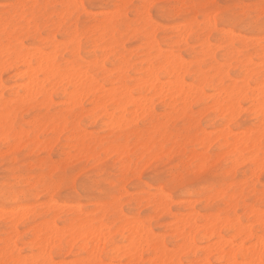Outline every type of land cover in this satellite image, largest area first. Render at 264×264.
<instances>
[{
    "label": "rangeland",
    "instance_id": "374dc122",
    "mask_svg": "<svg viewBox=\"0 0 264 264\" xmlns=\"http://www.w3.org/2000/svg\"><path fill=\"white\" fill-rule=\"evenodd\" d=\"M72 1H75L73 5ZM72 1L0 0V50L6 48L8 52H10L12 49L10 53L18 50H23L25 52H31V50L34 52L35 50H40L44 53L55 52L53 55H57H55L53 58H56L54 61L56 65L59 66L61 74H65L67 71H69L68 69H71L69 67H76L77 69L82 67L83 69H88L92 75L97 77L100 84L103 85L106 90H111L112 86L115 87V89L121 86L117 76L119 77L123 69L127 68L125 72L123 71L125 85L127 88L130 86L128 89L130 90V95L133 96L132 98L138 96L141 97L142 95L143 99H147V101H142L141 98L136 101L134 98L138 104L140 100L142 103H144L143 105L147 104L146 106H143L146 108L145 111L147 112H139V115L138 113H135L137 114V118L140 117V119H135V115L132 114H134V111L137 107L134 105V99H132L130 103L128 102V105L126 104L127 112L125 113V110L122 109L126 115L125 119H128L127 123L126 120L120 121V119L122 120L120 116L123 112H121L122 110H117V107L111 103H108L106 107L107 109L102 108L99 111L102 114L101 116L100 113H98L96 117H93L91 115V111H93V105L91 103L92 96L86 95L88 97L83 96L81 97L82 99L71 98L74 100L71 101V99L65 94V90L68 89L67 82H60L58 79L53 83L54 92L51 96L52 102H50L51 104L49 103L50 105L46 103L47 105L45 106V103L41 102L42 99L39 97L38 103L31 108L29 105H27L24 108L19 107V109L17 107L15 109H18L16 111L17 113L12 116L10 121H8L10 126L7 127L8 129L5 128L6 130L4 129L6 132L0 131L2 134L3 132L5 133L3 134L2 138L0 137V208H3V210L5 209V212L6 210L8 212H12L13 210L11 209L14 208V210L16 209L18 212L16 210L15 211L19 213V207L22 206L24 210H21L20 208V212L25 211L28 214L24 212V216H27L25 218L23 217V219V214L20 213L22 214V221H19L21 218L14 211L12 212L13 218L9 219L11 217V213L9 214L6 212L8 214H5L3 210H0L1 212H4L3 214L0 212V264H70L71 262V264H82V259H84L83 264H98L99 261L100 264H103V262L104 264H156L153 263L154 260H151V258L155 256L153 255L154 253L147 248H143V251L141 250V252H139L140 256L137 255V257H135L137 251L133 252L129 248L130 243L128 237L131 236L129 232L131 229H128L129 226L132 228H137L139 231L148 230V227L151 228L150 231H152L153 234H156L154 235L155 240H158V238L160 239L162 236L164 240L162 238L161 239L164 241L167 249L171 252L172 250H177L178 248L176 247L179 246L178 244L182 243L180 235H177V233L180 234V232H177L180 228L179 226L184 227L185 231H189L190 226L195 224L191 223L190 220L193 222L195 221V225L200 224L198 226L206 224L204 225L205 228L203 226L201 228L199 227L200 229H195L196 227L193 228L195 225L191 227L194 231L198 230L197 233L195 231L196 249L197 246L198 248L201 246V249H203L201 250L199 248L195 250L193 248L190 251L182 252L183 254L181 257L176 254L179 257L176 256L174 261L176 262L178 261L177 259H180L182 264H205L208 260L209 262L207 263L209 264H227L226 260L219 259V252L217 251V248H215L217 246L215 244L216 242L217 244L218 242L221 243L220 239L218 237L209 238L207 235V225L212 224L215 218L217 219L216 215L219 214L218 218L219 216L223 217L218 219L220 221L215 219L217 221L215 222L217 224V228L220 224V229L218 230L219 234H221L220 237L225 239H221L222 244L225 245L228 243L229 245L230 239L232 244L237 248V250L234 249L237 252L240 251V249L238 250V247L241 246L240 243L242 241V245H244L246 248V246L250 245V243L254 241L257 242L259 238L261 240V238H263L261 237L262 235L264 236V224L262 223V225H260V222H264V220L261 221V217L259 218V216L264 215L261 214V206L264 204V169H262L264 168V161L262 160L263 162L261 164L260 159L259 162V158L264 155V130L262 132V128L260 127L264 126L261 125L264 122V108H262V106L259 107L261 105V102H259L261 101V95L259 92H262L261 89L264 87V32H262L259 16V5L262 3V0H125L126 2L124 0H77L79 1L78 3L76 0ZM15 5H26L29 7L26 10L24 8L17 10L15 7H12ZM76 5L77 9L73 7ZM146 9L148 12H146ZM64 10H67V13ZM62 13L64 14L63 16H61ZM237 14L245 17L249 14L255 15L248 24L231 23L228 17ZM25 16H27L31 22H29V19H25ZM59 16L61 18H59ZM212 16L214 18H212ZM107 17L112 19H109V21ZM209 17L210 20L208 21H210L209 23L211 24H207V19ZM186 30L188 32L190 31L188 35H186L188 33ZM230 32L236 35L231 34ZM147 35H151L152 37L155 35V38L149 42ZM181 36L184 38V40L186 38L185 41L183 40L184 42H182ZM44 37L46 38L44 39ZM230 37L231 41L229 40ZM177 38L179 40L181 39V43L179 41V44H176L178 40ZM204 39L208 43L210 42L209 45H207L208 43ZM77 44L80 45V47ZM76 45L78 47H76ZM158 46L160 47L159 50L162 51L163 55L167 53L169 54V52L173 50V52L171 51L172 55L175 53V57L178 55V57H182V61L185 60L183 62L188 67H181L182 69L184 67L185 69L183 70H186L184 71L185 75L183 74L184 86L185 82L187 81L186 83L189 84V88L192 83V85H195V87H199L203 90H199V88H195L194 86L191 87L190 89H194H192V93L196 95L193 96L191 91H189L188 94L191 93L194 99L190 96L187 97V94L185 95L186 99L184 100L188 103L186 106L185 103H181L180 100L181 96H184V94H182L180 97H176L173 95L174 93L172 94V92H169L167 93V96L164 97L160 96L159 93V95H157V92L150 91L149 83H144L142 81L141 84L144 83V85L141 86V84H139V81L142 78H147V67L149 68V65L145 58H147L148 54H156V50H154V48L158 49ZM148 47L153 48V50L150 51L151 48L148 49ZM207 48L208 50H205ZM209 50L212 52V54L209 52ZM208 52L211 55H207ZM143 57H145V61H142ZM4 58L5 57L0 56V65ZM102 58L104 59L103 63ZM162 63L163 61H159L158 64L157 61H154L153 66L155 68L156 65L159 66ZM160 67H158V71H160ZM5 68H0V84L2 85V91L0 92H3L2 95L6 100H10L15 98L16 93L21 95L25 93V91L22 89L23 86L21 83H26L27 79L23 78L21 74L22 72L19 71L25 69L22 65L19 64L13 67L7 66V68ZM118 68H121V70H118ZM181 71V69L178 71L180 73L179 76L182 75ZM225 71L228 72V74H225ZM222 72L224 75H220ZM207 73L209 77L206 76ZM165 74L166 73L162 70L158 73L161 82L162 80L163 83L164 81H168L165 82V84L174 82L172 81L174 79L173 77H163ZM17 75L20 76L18 77ZM201 79L202 83H200ZM244 83H246V85ZM260 83L261 85H259ZM160 84L159 85L162 86V83ZM255 85L256 88H254ZM258 85L262 88L259 89L260 87H258ZM7 86L11 88H7ZM47 87L50 88L49 86ZM166 87L168 86L165 85L164 88ZM222 87H224L225 90H235L237 88V91L239 92L240 89V91H243H241L243 94L245 93L244 91H246L243 97L241 94V99L239 97L236 98L239 103L234 100L235 98L233 97V94V96H230L231 98H234L233 100L231 98L228 99V95L227 97L224 96L225 102L223 105H226L230 102H235L237 103V106L238 104L240 105L238 107H241L240 110H238L240 112L234 114L233 116L231 115L232 120L226 119L228 117L230 118V115H228V112H223V108L225 106L221 108L223 105L218 104L217 107L213 108L214 105H217V102L215 101L218 98H214V96L220 94L218 90L222 89ZM247 87H250V90L252 89V91H250L249 88L247 89ZM184 88L183 90H185ZM257 88L260 90L259 92L257 91ZM195 89L198 90L196 91ZM228 91L232 92L233 90ZM127 92L129 93V91ZM198 93L201 95H198ZM215 93H217V95ZM262 93H264V91ZM170 94H172L174 98H171L173 96ZM218 96L222 98L223 95ZM183 98L185 97H182V99ZM170 100L172 102L174 101L173 103L175 104L180 101L178 102V105L176 104L178 110L172 108L169 105L171 103ZM189 100H192L191 104L189 103ZM138 104L136 103L137 106ZM187 105L189 106L187 107ZM208 105L210 109L208 108ZM257 105L263 110H260L258 107L257 108L259 110H257L255 107ZM185 107H187V109ZM253 108L256 109L253 110ZM138 109L139 108H137V111ZM241 109L243 111L245 109V111L243 112ZM59 111L62 112L59 113ZM174 111L175 113H173ZM259 111H262L263 114ZM2 112L4 113V111L0 110L1 114H3ZM164 112L166 113L164 114ZM113 113L116 114V117L119 120L115 122V128L112 126V120L111 125L110 122H108L110 121L109 117L111 118ZM260 113L261 115H259ZM182 114L184 116H182ZM179 116L182 117L179 118ZM234 116L235 119L233 122ZM50 117H52V120ZM54 117L58 118L53 120ZM131 118H134L135 120H132ZM59 119L63 123L64 120H67L66 128L62 125ZM49 121L51 123H49ZM134 121L138 122L136 123ZM228 121H232V123L229 122L230 124L228 125ZM0 123L2 124L3 122L0 121ZM116 124L120 125L118 129L116 128ZM53 125L56 127L57 125L60 127L62 126V129L60 127L54 128ZM122 126H124L125 129ZM224 127V130L229 129L230 133L232 131L234 136L230 135L229 133L225 134V131L223 132ZM63 128H65V130ZM220 128H222L221 130L223 133L220 132ZM216 129L219 130L217 131L218 133L215 131ZM258 130L263 134H258ZM18 131L21 133H18ZM244 131H247V133L252 131L250 132L251 134L249 133V138L248 135H246L247 133ZM79 132H83L84 134L82 133V135ZM239 132L240 134L245 133V135L242 134V137V135H239ZM236 133L243 138V141L246 140V136L247 139H254L256 134L257 137L259 135L262 137H260V139L259 137L257 138L255 136L254 140L260 141L261 143L259 153H257L255 157L251 153H243L241 156L235 154L237 147H235V150H233L234 146H237V144L240 146L243 142L242 138L240 139L239 136L235 135ZM9 134L13 138L14 143L6 149L4 142ZM79 134L80 136H78ZM84 135L89 136L85 137ZM218 135L221 137L219 138ZM214 136L215 138H213ZM236 136L237 138L239 137V141H242L241 144L237 142V138H234ZM209 137L210 140H208ZM235 140H237V143ZM225 141L228 143V145ZM80 143L82 146H84L82 147ZM231 146H233V149H230V152H228V149ZM244 156H250V159L247 160V157ZM256 156L258 157L256 158ZM262 159H264V157ZM236 161L237 164H235ZM260 164L262 165V168ZM257 167L259 168V175H257ZM253 171H256L257 174H254ZM253 174L255 176H253ZM5 179L9 181L7 190L5 188ZM161 198H165L164 202L167 203L166 205L168 208L166 206L157 208ZM122 202H125L124 205H122ZM27 205L30 207L25 208ZM61 206L62 208H59ZM77 208L81 211L79 212ZM160 210H163L162 212L164 213H161ZM29 212L33 213L31 214ZM255 212H257L256 215L258 212L261 215L258 214L257 218V216H255ZM190 213L192 216H190ZM4 214L9 216H4ZM13 214H15L14 216L17 215L19 219L17 220L18 217L14 218ZM77 216H79V219ZM181 216L182 218H187L182 220ZM195 216L196 218H194ZM212 216L214 218H212ZM99 217H103V219L101 220ZM180 218L181 221H183L182 224H187V221L189 220V225H187L188 227L186 225H182L181 223H178L179 225L177 224ZM211 218L213 219V222H210V220H212ZM262 218L264 219L263 216ZM259 219L260 222L258 221ZM48 220L49 222H47ZM82 220L85 223H88L89 226L86 224V227H93V230L96 229L97 226L98 229L101 227L106 230L105 232L110 229V233L107 232L108 234L105 233L103 229H99L100 231L98 229L96 230L97 234L98 231L99 233L104 232L102 234L103 236L100 234V238H103V241L105 239L107 241L105 240V243L102 241L103 249L102 251L100 250V253L102 252L101 255L100 253H98L99 256L97 253L94 254V257L90 259L91 262L90 260H85L86 257L87 259L91 257L89 250H91L92 244L90 243V239H88V235H83L86 233V229L83 227L84 225L81 226L82 224H85ZM225 220H229L230 223L227 224V221L225 222ZM234 220H240L239 222H241V225H244L242 226L244 230L250 231L249 233L252 234V237H248L246 240V237L244 238V236L236 237L235 229H233V227L236 226L238 221L236 223ZM256 220L259 223H257ZM16 221L17 225L15 224ZM51 221L55 222L54 224L57 226L54 227ZM125 221L128 223H131L132 221L139 222L138 225H141L140 222H142L144 226L141 225V227H139L141 229H138V226H134L136 223H133L134 227L129 223L128 228L126 227V224H124V226H126H123V228L121 225H123ZM48 223H52L51 225L53 227L50 225V228ZM41 224L43 225L41 226ZM107 224L110 226L109 228L107 227L108 229H105L104 226ZM94 225H96L95 228ZM40 226L41 228H39ZM44 226L50 229L46 227L45 229ZM72 226H76V228H73ZM177 226L179 228H175ZM42 227L45 230H43ZM68 227L71 232L66 230ZM246 227H250V229L247 228L246 230ZM122 228L124 230H121ZM51 229L55 230L56 235V232H58L57 238L53 237V234L50 232ZM74 229L83 231V233L80 231V233L83 235V239H77V235L80 236V233L77 231L78 234H75L76 232L74 233V231L76 230ZM181 229H179V231ZM14 230L16 232H14ZM46 230H50V233H48ZM42 231H45L48 234L45 232L43 233ZM32 232L37 233V236L41 235V238L37 237V240L33 237L34 234ZM40 232L43 234H40ZM118 233H120L122 236ZM49 234L52 236H50L52 242L55 243L56 241H59L56 242V246L50 243L51 241L48 237ZM60 234L62 238L60 237ZM45 235L47 236L45 237ZM75 235L76 238H74ZM34 236L36 237V234ZM256 236H259L258 240ZM42 237L43 240L45 239L46 241L47 238L50 241L49 243L47 242L48 245H52L51 247L49 246L50 248H47V250L50 249L48 251V253L50 252L49 254L45 251L49 255H47V258H44L46 256V254L44 255L43 253L44 250L41 254L39 242H44ZM7 238H9L11 241ZM242 238L244 240H242ZM33 239H36L38 242L36 240L34 241ZM53 239L56 240L54 241ZM4 240L7 243H10L11 246L13 244L12 242L15 243L16 248L13 244L14 251H11V254L9 253V249L12 247L10 244L7 245ZM72 240H75L76 242ZM226 240H228V242ZM32 241L34 242L32 243ZM225 241L227 243H225ZM73 242H75V244H71ZM5 243L7 245H5L6 247L3 246ZM47 244L44 242L43 245ZM222 244V250L229 251L228 248L230 246L226 245L225 247L224 245L222 246ZM237 244L238 246H236ZM117 245L119 246V250L121 248H125V246L126 248L129 246L127 249H130L129 252L132 251L131 254L134 253L133 256L124 253L127 252L126 248L124 251L122 249L121 251H116L115 248ZM233 245L231 247H234ZM120 246L122 247L120 248ZM211 246H215L214 248L216 250H214L213 247L210 248ZM250 247L251 246H248L247 249H250ZM4 248L5 251H7L6 253H9L10 255H7L4 252ZM209 249H213L214 252L212 253V251H209ZM206 252H208V254L211 252L210 256ZM36 253H39L38 257L42 255V258L46 263L42 262V258L36 259ZM121 253H124V257L123 254L121 255ZM178 253L180 254V252ZM29 254H31V256L33 255L32 258L34 261L32 258L29 259L31 257ZM34 254H36V257ZM22 255H25L23 256V259ZM207 255L209 256L208 258ZM26 256H29L28 259ZM119 256L120 258H118ZM237 256L238 258L236 261H239L238 263L241 261H248L246 262L247 264H255L253 261L247 259L243 260L241 257H239V255ZM138 257H141L142 259ZM260 257L262 260H264V252H262ZM129 258H131V261ZM136 258H138L140 261H137L138 259ZM45 259H49V263ZM92 259H94V261ZM62 261L65 262L63 263ZM241 263L243 264V262Z\"/></svg>",
    "mask_w": 264,
    "mask_h": 264
},
{
    "label": "bare ground",
    "instance_id": "6f19581e",
    "mask_svg": "<svg viewBox=\"0 0 264 264\" xmlns=\"http://www.w3.org/2000/svg\"><path fill=\"white\" fill-rule=\"evenodd\" d=\"M72 1V0H71ZM125 1V0H124ZM127 1V0H126ZM125 1V2H126ZM152 1V0H151ZM68 2H70V1H68ZM75 1H72V5H73V3H74ZM76 2L78 3L79 1H77L76 0ZM124 2V3H125ZM128 3V2H127ZM151 3V2H150ZM68 4V3H67ZM81 4V3H80ZM122 4V3H121ZM181 4V3H180ZM191 4V3H190ZM123 5V4H122ZM128 5V4H127ZM188 5V4H187ZM192 5V4H191ZM68 6V5H67ZM184 6V5H183ZM76 7H77V5H76ZM76 7H74L75 9H77ZM80 7H82V6H80ZM125 7H126V5H125ZM67 8V7H66ZM68 8H69V6H68ZM83 8V7H82ZM123 8V7H122ZM147 8H149V7H147ZM74 9V10H75ZM145 9V8H144ZM84 10V9H83ZM117 10V9H116ZM147 10V9H146ZM65 11V10H64ZM67 11V10H66ZM65 11V12H66ZM70 11H72V10H70ZM146 12H148V10L146 11ZM145 12V13H146ZM215 12V11H214ZM30 13V12H29ZM67 13V12H66ZM91 13V12H90ZM117 13V12H116ZM115 13V14H116ZM217 13V12H216ZM216 13H214V14H216ZM112 14V13H111ZM119 14H121V13H119ZM64 14L62 13L61 14V16H63ZM117 15V14H116ZM196 15V14H195ZM111 16V15H110ZM114 16V15H113ZM148 16V15H147ZM214 16V15H213ZM212 16V18H214ZM58 17V16H57ZM65 17H67V16H65ZM112 17V16H111ZM211 17V16H210ZM210 17L207 19V22H206V20H205V22L207 23V24H211V23H209L210 21H208V20H210ZM12 18V17H11ZM59 18H61L60 16H59ZM108 18V17H107ZM147 18V17H146ZM148 18H149V16H148ZM109 19H112V18H108V20ZM195 19V18H194ZM30 20V19H29ZM144 20H146V19H144ZM212 20V19H211ZM110 21V20H109ZM112 22V21H111ZM214 22V21H213ZM106 23V22H105ZM108 23V22H107ZM110 23V22H109ZM197 23V22H196ZM215 23V22H214ZM185 24V23H184ZM213 24V23H212ZM5 25V24H4ZM181 25V24H180ZM214 25V24H213ZM170 26V25H169ZM175 26V25H174ZM177 26V25H176ZM182 26H183V24H182ZM146 27V26H145ZM153 27V26H152ZM214 27H216V26H214ZM14 28V27H13ZM58 28V27H57ZM106 28V27H105ZM129 28V27H128ZM155 28V27H154ZM153 28V29H154ZM185 28V27H184ZM189 28H190V26H189ZM188 28V29H189ZM211 28V27H210ZM143 29V28H142ZM175 29H177V28H175ZM179 29V28H178ZM181 29V28H180ZM183 29V28H182ZM187 29V30H188ZM204 29V28H203ZM13 30V29H12ZM186 30V31H187ZM191 30V29H190ZM208 30H209V28H208ZM152 31V30H151ZM181 31V30H180ZM183 31V30H182ZM185 31V32H186ZM212 31V30H211ZM210 31V32H211ZM222 31V30H221ZM1 32V31H0ZM188 32V31H187ZM190 32V31H189ZM189 32L186 34V35H188L189 34ZM114 33H115V30H114ZM118 33V32H117ZM134 33V32H133ZM146 33H147V31H146ZM152 33H153V31H152ZM231 33V32H230ZM120 34V33H119ZM124 34V33H123ZM132 34V33H131ZM149 34H151V33H149ZM184 34V35H185ZM231 34H234V33H231ZM230 34V35H231ZM113 35V34H112ZM152 35V34H151ZM151 35H147L148 36V40H149V42H151L154 38H155V35H153V37L151 36ZM227 35V34H226ZM228 35H229V32H228ZM234 35H236V34H234ZM238 35H240V34H238ZM53 36V35H52ZM118 36V35H117ZM182 36H183V33H182ZM181 36V37H182ZM208 36V35H207ZM232 36V35H231ZM54 37V36H53ZM178 37H180V36H178ZM187 37V36H186ZM235 37V36H234ZM46 37H44V39H45ZM55 38V37H54ZM82 38V37H81ZM80 38V39H81ZM114 38V37H113ZM238 38V37H237ZM236 38V39H237ZM253 38V37H252ZM53 39V38H52ZM103 39V38H102ZM178 39V38H177ZM207 39V38H206ZM234 39V38H233ZM113 40V39H112ZM181 40V39H180ZM179 39L177 40V42H176V44H179L178 42L180 41ZM184 40V38L182 37V42H184L185 40H186V38H185V40ZM205 40V39H204ZM208 40V39H207ZM230 41H231V37H230V39H229ZM70 41H71V39H70ZM127 41V40H126ZM206 41V40H205ZM260 41V40H259ZM175 42V41H174ZM207 42V41H206ZM258 42V41H257ZM124 43H125V41H124ZM180 43H181V41H180ZM205 43V42H204ZM208 43V42H207ZM210 43V42H209ZM209 43L207 44V45H209ZM57 44V43H56ZM149 44V43H148ZM152 44V43H151ZM157 44H158V42H157ZM78 45V44H77ZM76 45V47H80V45H78L77 46ZM93 45V44H92ZM150 45V44H149ZM173 45V44H172ZM205 45V44H204ZM52 46H56V45H52ZM112 46V45H111ZM215 46V45H214ZM9 47V46H8ZM25 47V46H24ZM60 47V46H59ZM142 47V46H141ZM153 47V46H152ZM159 47V46H158ZM1 48V47H0ZM5 48V47H4ZM22 48V47H21ZM75 48V47H74ZM108 48H109V45H108ZM112 48V47H111ZM151 48V47H150ZM149 47H148V49H150ZM157 48V47H156ZM210 48V47H209ZM53 49H55V48H53ZM79 49V48H78ZM101 49V48H100ZM160 49V47L158 48V49H155L154 48V50H156V54H152V55H149L148 54V56H147V58H145V57H143V59H142V61L144 60V58L146 59V61H148L147 63H148V65H149V68L147 67V74H146V76H147V78H142L139 82V84H141L142 83V81L144 82V83H149V86H150V91H152V92H157L156 94L157 95H159L160 94V96H167V93H169V92H172V94L173 95H175L176 97H180L182 94H184V96L182 95L181 96V103H185V106H186V104H188L187 103V101H185L184 99H186V96L188 97V96H190V97H192V89H190L191 87H195V85H192V83H191V85H190V88H189V84H187L186 82H185V86L187 87H185L184 86V80H183V77H184V71H186V70H183V69H185L184 67L185 66H187V65H185V63L183 62V61H185V60H181V58L182 57H178V55H176L177 57H175V53L172 55V52H173V50H169L170 52H169V54L167 55V54H165V55H167V56H165V55H163V53H162V51L161 50H159ZM215 49H216V47H215ZM76 50V49H75ZM153 50V48H151L150 49V51H152ZM163 50V49H162ZM168 50V49H167ZM205 50H208V48L207 49H205ZM10 51V50H9ZM11 51H12V49H11ZM10 51V52H11ZM14 51V50H13ZM51 51V50H50ZM66 51V50H65ZM77 51V50H76ZM214 51V50H213ZM10 52H8V50L5 48V49H2V50H0V56L1 57H5L3 60H2V62H1V65H0V68L2 67V69H4L5 67L7 68V66H16V65H22L25 69L24 70H19V71H21L22 73V77L23 78H26L27 79V84L24 82V83H21V85L23 86H21L22 87V89L25 91V93H23L22 95L21 94H19V93H16L15 95V98L14 99H10V100H6L5 99V97L2 95V93L0 94V110H2V111H4V113L3 114H1L0 115V121H2L3 123L1 124L0 123V131H5L6 129L5 128H7V127H9L10 125L8 124V121H10L11 120V118H12V116L13 115H15L17 112V110H15L17 107L19 108H24V107H26L27 105H29V107L31 108V107H33L35 104H37L38 103V101H39V97L42 99V101L41 102H43V103H45V106L47 105V104H49L50 102H52V100H51V96H52V94H53V92H54V90H53V83H54V81L55 80H60V82H67V84H68V89H66L65 90V94H66V96L68 97V98H73V99H75V98H81V97H83V96H86V95H91L92 96V101H91V103H92V105H93V111H91L92 112V116L93 117H96L97 116V114L98 113H100V116L102 115L101 114V112H99L102 108H106L107 107V105H108V103H111V104H113L114 106H116L117 107V110H119V111H121L122 109L123 110H125L124 112L126 113L127 112V110H126V104L128 105V102L130 103V101H132V99H136V101L137 100H139V99H141L142 98V95H141V97H134V98H132L133 96H131L130 95V90L128 89L130 86H128V88H127V86L125 85V77H124V75H123V73L125 72V70L127 69V68H125V67H127L126 65H124L125 67V69H123V71L120 73V76L118 77L117 76V78H118V80L120 81V84H121V86L119 87V88H116L115 89V87H111V90H106L105 88H104V86L103 85H101L100 84V82L98 81V79H97V77L96 76H94V75H92L90 72H89V70L88 69H83L82 67L81 68H76V67H69V68H71V69H68L69 71H67L65 74H61V71H60V68H59V66H57L56 65V63H55V61L54 60H56V58L54 59L53 57H55V55H57V54H54L53 55V53H55V52H52V53H44V52H42V51H40V50H35V52L34 51H32L31 50V52H25V51H23V50H18V51H15V52H12V53H10ZM47 52V51H46ZM64 52V51H63ZM75 52V51H74ZM79 52V51H78ZM209 52H210V50H209ZM208 52V54L207 55H209L210 53L212 54V52H210L209 53ZM216 52V51H215ZM76 53V52H75ZM110 53V52H109ZM149 53V52H148ZM74 54V53H73ZM106 54H108V53H106ZM210 54V55H211ZM105 55V54H104ZM110 55V54H109ZM206 55V57L208 58V56ZM215 55V54H214ZM107 56V55H106ZM213 56V55H212ZM107 58V57H106ZM180 58V59H179ZM201 58H203V57H201ZM103 58H102V63H103ZM202 60V59H201ZM145 61V60H144ZM154 61L156 62L157 61V64H158V62L159 61H163V65L161 66V65H156V67L154 68V66H153V63H154ZM249 61V60H248ZM251 61V60H250ZM140 62V61H139ZM232 62V61H231ZM259 62V61H258ZM261 62V61H260ZM135 63V62H134ZM133 63V64H134ZM198 63V62H197ZM247 63V62H246ZM263 63V62H262ZM70 64V63H69ZM78 64V63H77ZM95 64H96V62H95ZM123 64V63H122ZM126 64V63H125ZM224 64V63H223ZM228 64V63H227ZM249 64H251V63H249ZM257 64V63H256ZM255 64V65H256ZM75 65H76V63H75ZM97 65V64H96ZM99 65V64H98ZM103 65V64H102ZM190 65V64H189ZM231 65V64H230ZM161 66V67H160ZM182 66H184L183 67V69L181 68ZM68 67V66H67ZM158 67H160L161 69H159L160 71L162 70V71H164L166 74L163 76V77H173L174 79L172 80V81H174V82H169V83H166L165 84V82H168V81H164V83H163V80H162V82L160 81V76H158V73L160 72V71H158L157 69H158ZM188 67V66H187ZM252 67V66H251ZM5 68V69H6ZM101 68H102V66H101ZM100 68V69H101ZM132 68V67H131ZM135 68V67H134ZM210 68H212V67H210ZM228 68H229V66H228ZM130 69V68H129ZM180 69L182 70L181 71V73H182V75L181 76H179V72L178 71H180ZM115 70L117 71V69L115 68ZM118 70H121V68H118ZM146 70H145V72H146ZM204 70V69H203ZM209 70V69H208ZM227 70V69H226ZM217 71H218V69H217ZM216 71V72H217ZM223 71V70H222ZM113 72H115V71H113ZM142 72H144V71H142ZM200 72V71H199ZM204 72V71H203ZM215 72V73H216ZM251 72V71H250ZM108 74H110L109 72H107ZM117 73V72H116ZM186 73V72H185ZM218 73V72H217ZM253 73V72H252ZM20 74V73H19ZM20 74V75H21ZM145 74V73H144ZM184 74V75H183ZM195 74V73H194ZM201 74V73H200ZM204 74V73H203ZM206 74V73H205ZM225 74H228V72H226L225 71ZM20 75H17L18 77L20 76ZM220 75H224L223 74V72L220 74ZM254 75V74H253ZM205 76V75H204ZM207 77H209L208 76V73H207V75H206ZM217 76V75H216ZM245 76H247V75H245ZM17 77V78H18ZM162 77V78H163ZM207 77H204V78H207ZM212 77V76H211ZM214 77V76H213ZM228 77V76H227ZM1 78V77H0ZM136 78H138V77H136ZM194 78V77H193ZM200 78V77H199ZM202 78V77H201ZM204 78H203V81H204ZM221 78V77H220ZM251 78V77H250ZM130 79H131V77H130ZM117 80V79H116ZM135 80V79H134ZM169 80V79H168ZM235 80V79H234ZM241 80V79H240ZM1 81V80H0ZM207 81V80H206ZM220 81H221V79H220ZM219 81V82H220ZM110 82H112V81H110ZM115 82V81H114ZM1 83V82H0ZM144 83L143 84H141V86L142 85H144ZM160 83H162V86H160L161 84ZM200 83H202V79H201V82ZM235 83V82H234ZM18 84V83H17ZM25 84V85H24ZM61 84V83H60ZM111 84V83H110ZM135 84H136V82H135ZM138 84V83H137ZM160 84V85H159ZM168 84V85H167ZM203 84H205V83H203ZM216 84V83H215ZM245 85H246V83H244ZM248 84V83H247ZM16 85V84H15ZM15 85H13V86H15ZM20 85V84H19ZM146 85V84H145ZM168 86V87H166V88H164V86ZM259 85H261V83L259 84ZM258 85V87H260ZM264 85V84H263ZM12 86V87H13ZM47 86H49L50 88H48ZM118 86V85H117ZM140 86V85H139ZM140 86V87H141ZM202 86V85H201ZM244 86V85H243ZM242 86V87H243ZM248 86V85H247ZM4 87V86H3ZM9 86H7V88H8ZM185 87V88H184ZM225 87V86H224ZM224 87H222V89H220V90H218L219 92H220V94H218V95H223L222 96V98L220 97V96H218L217 95V93H219V92H217V93H215L217 96H214V98L215 97H218L217 99H216V101L215 102H217V105H214V107L213 108H215V107H217L218 106V104L219 105H223L224 104V102H225V100H224V96H226L227 97V95L229 96L228 97V99H230L231 97V95L235 98H231L232 100L234 99L235 101H237L236 100V98L237 97H239L240 98V96H241V94H242V97L244 96V94L246 93V91H244L245 93L243 94L241 91H240V89H239V92L237 91V88L234 90V89H228V90H233L232 92H229L228 90H225L224 89ZM252 87V86H251ZM9 88H11V87H9ZM18 88H19V86H18ZM113 88V89H112ZM132 88H134V87H132ZM144 88V87H143ZM149 88V87H148ZM147 88V89H148ZM183 88L186 90V92H185V90H183ZM195 88H199V87H195ZM203 88V87H202ZM221 88V87H220ZM226 88V87H225ZM229 88H231V87H229ZM249 88V90H250V87H247V89ZM254 88H256V85H255V87ZM262 87H260L259 89H261ZM110 89V88H109ZM201 88H199V90H200ZM258 88H257V91L259 92L260 90H259ZM5 90H6V87H5ZM194 90V89H193ZM196 91L198 90V89H195ZM202 90V89H201ZM0 91H2V85L0 84ZM127 91H129V93L127 92ZM189 91H191V95L190 94H188L189 93ZM203 91V90H202ZM228 91V92H227ZM250 91H252V89L250 90ZM254 91H255V89H254ZM253 91V92H254ZM261 91L263 92L264 91V87H263V89H261ZM14 92V91H13ZM146 92V91H145ZM201 92V91H200ZM262 92H259L260 93V95H262L261 93ZM159 93V94H158ZM258 93V94H259ZM172 94H170L171 96H173ZM187 94V95H186ZM200 93H198V95H199ZM204 94V93H203ZM212 94H214V93H212ZM257 94V93H256ZM186 95V96H185ZM196 95V94H195ZM194 94H193V96H195ZM201 95V94H200ZM210 95V94H209ZM237 95V96H236ZM239 95V96H238ZM131 96V97H130ZM259 96V95H258ZM86 97H88V96H86ZM85 97V98H86ZM144 97V96H143ZM150 97V96H149ZM149 97H147V98H149ZM157 97V96H156ZM175 97V98H176ZM182 97H185V98H183L182 99ZM261 97V96H260ZM146 98V97H145ZM161 98V97H160ZM171 98H174V96L173 97H171ZM193 99H194V97H192ZM206 98H207V96H206ZM213 98V99H214ZM82 99V98H81ZM84 99V98H83ZM135 99L133 100V101H135ZM151 99V98H150ZM149 99V100H150ZM164 99V98H163ZM210 99V98H209ZM222 99V100H221ZM226 99V98H225ZM241 99V98H240ZM239 99V100H240ZM177 100H179V99H177ZM183 100V101H182ZM215 100V99H214ZM231 100V101H232ZM248 100V99H247ZM255 100V99H254ZM70 101V100H69ZM69 101H67V102H69ZM71 101H74V100H72L71 99ZM70 101V102H71ZM81 101V100H80ZM83 101V100H82ZM134 102L135 104V106L137 107V108H139L138 109V111H137V108H136V110L135 111H137V112H135L133 109V111H134V114H132V115H135V119H140V117L139 118H137V114H135V113H138V115H139V112H147V111H145V107H143V106H146L147 104H145V105H143L144 103H142L141 102V100L139 101V104H138V102ZM142 101H147V99H143L142 98ZM165 101V100H164ZM168 101H169V99H168ZM171 101V100H170ZM185 101V102H184ZM192 101V100H191ZM190 100H189V103L191 104L192 102H191ZM226 101H227V99H226ZM230 101V100H229ZM256 101V100H255ZM259 101V100H258ZM64 102V101H63ZM66 102V103H67ZM149 102V101H148ZM147 102V103H148ZM174 102V101H173ZM172 101H171V103L169 104L172 108H174V109H177L178 107H176V104L178 105V102H180V101H176L177 103L175 104V103H173ZM193 102H195V101H193ZM259 102H261V101H259ZM259 102H257V103H259ZM47 103V104H46ZM59 103V102H58ZM61 103V102H60ZM72 103V102H71ZM136 103L138 104V106L136 105ZM142 103V104H141ZM214 103V102H213ZM212 103V104H213ZM227 103V102H226ZM237 103H239L238 101H237ZM237 103H235V102H230V103H228V104H226V105H223L221 108H223L224 106V111L223 112H228V115H230V118L228 117V118H226V119H231L232 120V117H231V115L233 116L234 114H236V113H238V112H240V111H238V110H240V108L241 107H238V106H240L239 104H238V106H237ZM51 104V103H50ZM49 104V105H50ZM73 104H74V102H73ZM125 104V105H124ZM149 104V103H148ZM167 104V103H166ZM189 104V105H190ZM212 104H210V105H212ZM133 105V104H132ZM133 105V106H134ZM139 105H140V107H139ZM141 105H142V108H141ZM189 105H187V107L189 106ZM259 105V104H258ZM258 105L257 106H255L256 108L258 107ZM79 106V105H78ZM83 106V105H82ZM124 106H125V109H124ZM150 106V105H149ZM149 106H148V109H149ZM166 106H168V105H166ZM170 106H168V107H170ZM180 106V105H179ZM183 106H184V104H183ZM206 106V105H205ZM251 106V105H250ZM262 105H260L259 107H261ZM40 107V106H39ZM70 107V106H69ZM68 107V108H69ZM176 107V108H175ZM182 107V106H181ZM187 107H185L186 109H187ZM258 107V108H259ZM19 108V109H20ZM47 108V107H46ZM67 108V107H66ZM76 108V107H75ZM80 108V107H79ZM154 108V107H153ZM184 108V107H183ZM208 108H209V105H208ZM220 108V109H221ZM243 108V107H242ZM255 108V109H256ZM257 108V110H263L262 108H259L258 109ZM107 109V108H106ZM105 109V110H106ZM110 109V108H109ZM144 111H143V110ZM152 109V108H151ZM210 109V108H209ZM254 108H253V110H255ZM49 110V109H48ZM105 110H104V112H105ZM116 110V111H117ZM123 110L121 111V112H123ZM142 110V111H141ZM173 110V109H172ZM178 110V109H177ZM242 110V109H241ZM64 111V110H63ZM131 111V110H130ZM132 111V112H133ZM150 111V110H149ZM171 111V110H170ZM221 111V110H220ZM243 111V110H242ZM244 111H245V109H244ZM243 111V112H244ZM62 112V111H61ZM60 111H59V113H61ZM114 112V111H113ZM122 113V115L120 116L121 118H122V120L120 119V121H124V120H126V123H127V120L128 119H125L126 118V115H125V113ZM168 112V111H167ZM208 112V111H207ZM259 112H261L262 113V111H259ZM264 112V111H263ZM81 113V112H80ZM119 113V112H118ZM166 112H164V114H165ZM173 113H175V111L173 112ZM183 113V112H182ZM185 113H186V110H185ZM205 113V112H204ZM225 113V114H226ZM242 113V112H241ZM241 113H240V115H241ZM261 113L259 114V115H261ZM105 114V113H104ZM131 114V113H130ZM223 114V113H222ZM263 114V113H262ZM59 115V114H58ZM108 115V114H107ZM110 115V114H109ZM119 115V114H118ZM141 115V114H140ZM224 115V114H223ZM223 115H221V116H223ZM238 115V114H237ZM237 115H235V116H237ZM239 115V116H240ZM258 115V114H257ZM264 115V114H263ZM111 116V115H110ZM182 116H184L183 114H182ZM182 116H179V118H181ZM203 116V115H202ZM219 116V115H218ZM235 116L233 117V122H234V119H235ZM238 116V117H239ZM133 117V116H132ZM141 117H143V116H141ZM177 117V116H176ZM189 117V116H188ZM38 118V117H37ZM51 118V120H52V117H50ZM56 118H58V117H54V119L53 120H56ZM263 118H264V116H263ZM96 119V118H95ZM109 119H110V121H108V122H110V125H111V123H112V126L115 128V122L118 120V118L116 117V114H112V116H111V118L109 117ZM130 119V118H129ZM132 119V118H131ZM134 119V118H133ZM132 119V120H133ZM134 119V120H135ZM175 119V118H174ZM36 120V119H35ZM50 120V121H51ZM62 120H64V119H62ZM111 120H112V122H111ZM132 120H131V122H132ZM171 120H173V119H171ZM38 121V120H37ZM45 121V120H44ZM49 121V123H51ZM59 121H60V119H59ZM119 121V120H118ZM264 121V120H263ZM56 122V121H55ZM61 122V121H60ZM96 122V121H95ZM130 122V121H129ZM128 122V123H129ZM134 122H136V121H134ZM138 122V121H137ZM136 122V123H137ZM169 122V121H168ZM198 122V121H197ZM232 123V121H228V125L230 124V123ZM39 123V122H38ZM48 123V122H47ZM48 123V124H49ZM62 123V125L66 128V126H67V120H64V123L63 122H61ZM73 123V122H72ZM123 123V122H122ZM13 124V123H12ZM74 124V123H73ZM118 124H120V123H118ZM118 124H116L117 125V129L120 127V125H118ZM166 124V123H165ZM259 124V123H258ZM136 125V124H135ZM155 125V124H154ZM160 125V124H159ZM260 125V124H259ZM259 125H257V126H259ZM261 125H264V122H263V124H261ZM54 126V125H53ZM107 126V125H106ZM227 126V125H226ZM225 126V127H226ZM57 127H60V126H58L57 125ZM56 126H54V128H57ZM62 127V126H61ZM60 127V128H61ZM108 127V126H107ZM113 127H110V128H113ZM123 128H124V126H122ZM121 127V128H122ZM225 127L223 128V132L225 133V134H230V135H233L234 136V133L231 131V133H230V130L229 129H226L227 130V132H226V130H224L225 129ZM261 128H262V132H263V127L264 126H260ZM260 127H259V129H260ZM53 128V127H52ZM59 128V129H60ZM65 128H63L64 130H65ZM122 128V129H123ZM155 128V127H154ZM227 128V127H226ZM5 129V130H4ZM8 129V128H7ZM58 129V130H59ZM62 129V128H61ZM125 129V128H124ZM222 128H220L219 130H221ZM12 130V129H11ZM28 130V129H27ZM110 130H112V129H110ZM114 130V129H113ZM204 130V129H203ZM218 129H216L215 131L217 132V131H219ZM8 131V130H7ZM57 131V130H56ZM80 131H81V128H80ZM214 131V132H215ZM229 131V132H228ZM253 131H254V129H253ZM260 131H261V129H260ZM259 130L257 131L258 132V134L259 133H261ZM6 132V131H5ZM9 132V131H8ZM7 132V133H8ZM27 132V131H26ZM85 132V131H84ZM87 132V131H86ZM90 132V131H89ZM206 132V131H205ZM213 132V133H214ZM220 132H222V130L220 131ZM219 132V133H220ZM222 132V133H223ZM244 132H246L247 133V131H244ZM250 132H252V131H250ZM250 132H248L246 135H248V138L250 137V135H249V133ZM256 132V131H255ZM256 132V133H257ZM18 133H21L20 131H18ZM56 133V132H55ZM62 133H63V131H62ZM80 133V132H79ZM83 133V132H82ZM82 133H80V134H82ZM88 133V132H87ZM91 133V132H90ZM113 133V132H112ZM207 133V132H206ZM218 133V132H217ZM221 133V134H222ZM264 133V132H263ZM263 133H261L260 135H262ZM2 133H0V137L2 138L3 137V134H5L4 132H3V134L1 135ZM80 134L78 135V136H80ZM84 134V133H83ZM82 134V135H83ZM220 134V135H221ZM245 135V133H241L240 134V132H239V135ZM251 134V133H250ZM7 135V134H6ZM15 135V134H14ZM22 135V134H21ZM72 135V134H71ZM91 135V134H90ZM95 135V134H94ZM119 135V134H118ZM208 135V134H207ZM235 135H237V133L235 134ZM239 135H237V136H239ZM243 135H242V137H243ZM257 135V134H256ZM255 135V136H256ZM258 136L259 138L261 137V136ZM56 136V135H55ZM60 136V135H59ZM75 136H76V134H75ZM85 137L87 136V135H84ZM89 136V135H88ZM87 136V137H88ZM204 136H206V135H204ZM209 136V135H208ZM219 136V135H218ZM229 136V135H228ZM227 136V137H228ZM237 136L236 137H234V138H237ZM255 136H254V139H255ZM83 137V136H82ZM217 137V136H216ZM221 136H219V138H220ZM223 137V136H222ZM240 137V136H239ZM239 137L237 138L238 139V141L237 140H235V142L237 141L238 143H240L241 144V142L243 141V138L242 137H240V139L242 138V141H239ZM257 137V136H256ZM257 137V138H258ZM264 137V136H263ZM22 138V137H21ZM84 138V137H83ZM90 138V137H89ZM92 138V137H91ZM186 138V137H185ZM213 138H215V136L213 137ZM219 138H217V139H219ZM262 138V137H261ZM260 138V139H261ZM20 139V138H19ZM36 139V138H35ZM74 139V138H73ZM102 139V138H101ZM169 139V138H168ZM176 139V138H175ZM190 139V138H189ZM206 139H208V138H206ZM205 139V140H206ZM216 139V140H217ZM254 139H247V136H246V140H244L243 142H242V144L239 146V144H237V146L235 145L234 146V149H233V146H231L229 149H228V147H227V149H228V152H230L229 150L231 149H233V150H235V147H237V149L235 150V154H237L238 156H241L243 153H251L254 157H255V155L257 154V153H259V150H260V141H256V140H254ZM259 139V140H260ZM89 140H91V139H89ZM208 140H210V137H209V139ZM227 140V139H226ZM21 141V140H20ZM32 141V140H31ZM213 141V140H212ZM211 141V142H212ZM51 142V141H50ZM100 142V141H99ZM215 142V141H214ZM226 142V141H225ZM236 142V143H237ZM41 143V142H40ZM49 143V142H48ZM81 143H83V142H81ZM80 143V145L82 146V144ZM202 143H204V142H202ZM210 143V142H209ZM67 144V143H66ZM126 144V143H125ZM212 144H213V142H212ZM226 144L228 145V143L226 142ZM75 145V144H74ZM164 145V144H163ZM232 145H233V143H232ZM23 146V145H22ZM21 146V147H22ZM66 146V145H65ZM70 146V145H69ZM69 146H67V147H69ZM84 146V145H83ZM82 146V147H83ZM207 146H210V145H207ZM206 146V147H207ZM224 146H226V145H224ZM14 147V146H13ZM48 147V146H47ZM78 147V146H77ZM114 147V146H113ZM72 148V147H71ZM74 148V147H73ZM81 148V147H80ZM124 148V147H123ZM209 148V147H208ZM75 149V148H74ZM81 149H83V148H81ZM207 149V148H206ZM10 150V149H9ZM73 150V149H72ZM205 150V149H204ZM168 151V150H167ZM76 152V151H75ZM81 152V151H80ZM102 152V151H101ZM195 152V151H194ZM99 153H100V151H99ZM115 153V152H114ZM157 153V152H156ZM227 153V152H226ZM113 154V153H112ZM120 154V153H119ZM151 154V153H150ZM193 154V153H192ZM202 154V153H201ZM63 155V154H62ZM68 155V154H67ZM127 155V154H126ZM156 155V154H155ZM190 155V154H189ZM196 155V154H195ZM224 155V154H223ZM68 156H70V155H68ZM110 156H111V154H110ZM194 156V155H193ZM197 156V155H196ZM199 156V155H198ZM252 156V157H253ZM259 156V155H258ZM258 156H256V158L258 157ZM190 157V156H189ZM221 157H222V155H221ZM224 157V156H223ZM244 157H247V156H244ZM264 157V155L261 157V158H259V162H260V159H261V164H262V162L264 161V159H262ZM73 158V157H72ZM154 158H156V157H154ZM154 158H152V159H154ZM243 158V157H242ZM246 159V158H245ZM250 159V156H248L247 157V160H249ZM255 159V158H254ZM89 160V159H88ZM87 160V161H88ZM204 160V159H203ZM243 160H244V158H243ZM258 160V159H257ZM256 160V161H257ZM263 160V161H262ZM151 161V160H150ZM205 161V160H204ZM245 161V160H244ZM243 161V162H244ZM255 161V160H254ZM148 162V161H147ZM242 162V161H241ZM246 163V162H245ZM256 163V162H255ZM87 164V163H86ZM147 164V163H146ZM198 164V163H197ZM204 164V163H203ZM233 164V163H232ZM235 164H237V161H236V163ZM238 164H240V163H238ZM256 164H258V163H256ZM260 164V165H261ZM129 166V165H128ZM145 166V165H144ZM233 166H234V164H233ZM236 166V165H235ZM55 168V167H54ZM234 168V167H233ZM261 168H262V165H261ZM261 168H260V172H261ZM56 169V168H55ZM54 169V170H55ZM236 169V168H235ZM255 169V168H254ZM253 169V170H254ZM257 171H258V174L256 173V171H253L254 172V174L256 173L257 175H259L260 173H259V168L257 167ZM262 169H264V168H262ZM125 170V169H124ZM127 170H128V168H127ZM256 170V169H255ZM201 171V170H200ZM226 171V170H225ZM51 172H52V170H51ZM50 172V173H51ZM53 173V172H52ZM81 173V172H80ZM145 173V172H144ZM235 173V172H234ZM253 174V176H255ZM17 179V178H16ZM123 179V178H122ZM130 181V180H129ZM254 183V182H253ZM126 184V183H125ZM229 184V183H228ZM160 189V188H159ZM165 189V188H164ZM177 189H180V188H177ZM183 190V189H182ZM99 191V190H98ZM122 191H123V189H122ZM124 192V191H123ZM197 192V191H196ZM48 193H49V191H48ZM51 193V192H50ZM125 193H126V190H125ZM140 193V192H139ZM150 194V193H149ZM155 194V193H154ZM120 195V194H119ZM122 195V194H121ZM153 196V195H152ZM221 197V196H220ZM13 198V197H12ZM148 198H150V197H148ZM184 198V197H183ZM231 198V197H230ZM113 199H115V198H113ZM143 199H145V198H143ZM165 199V198H164ZM164 199H162L161 198V200H160V202L158 203V207L157 208H160V207H167V203H165L164 201ZM232 199V198H231ZM2 200V199H1ZM148 200V199H147ZM189 200V199H188ZM196 200V199H195ZM187 201V200H186ZM206 201V200H205ZM177 202V201H176ZM182 202V201H181ZM123 203V202H122ZM121 203V204H122ZM125 203V202H124ZM124 203L122 204V205H124ZM54 204V203H53ZM119 204V203H118ZM173 204V203H172ZM59 205V204H58ZM61 205V204H60ZM34 206V205H33ZM50 206H51V201H50ZM69 206H71V205H69ZM192 206H195V205H192ZM19 207V206H18ZM18 207H17V209H18ZM27 207H30V206H26L25 208H27ZM32 207V206H31ZM41 207V206H40ZM56 207V206H55ZM66 207H68V206H66ZM65 207V208H66ZM79 207V206H78ZM102 207V206H101ZM20 208H21V210L23 209L22 208V206L21 207H19V213H17L15 210H14V208L13 209H11V210H13L17 215H19L20 216V218H21V215L25 212V211H21L20 212ZM49 208V207H48ZM59 208H62V206L61 207H59ZM74 208V207H73ZM156 208V209H157ZM168 208V207H167ZM251 208H253V207H251ZM78 209V208H77ZM99 209V208H98ZM105 209V208H104ZM119 209V208H118ZM121 209V208H120ZM166 209V208H165ZM165 209H164V211H165ZM255 209V208H254ZM0 210H3V208L1 209L0 208ZM5 210V209H4ZM3 210V211H4ZM10 210V209H9ZM24 210V209H23ZM61 210V209H60ZM79 210V212L81 211L80 209H78ZM115 210V209H114ZM158 210V209H157ZM12 211V212H13ZM31 211V210H30ZM49 211V210H48ZM71 211V210H70ZM69 211V212H70ZM99 211V210H98ZM116 211V210H115ZM161 211V210H160ZM163 211V210H162ZM161 211V213H164V212H162ZM235 211H236V209H235ZM1 212V211H0ZM5 212V211H4ZM4 212H1L2 214L4 213ZM6 212H8L7 210H6ZM5 212V214H10L11 213V217L9 218V219H11V218H13L12 217V212L10 211V212H8V213H6ZM34 212V211H33ZM33 212H29V213H33ZM96 212V211H95ZM102 212V211H101ZM156 212V211H155ZM191 212V211H190ZM0 213V214H1ZM20 213H22V214H20ZM26 214H28L27 212H25ZM58 213V212H57ZM83 213H85V212H83ZM195 213V212H194ZM217 213H218V211H217ZM256 213L257 212H255V216H257L258 214H260L259 212H258V214L256 215ZM4 214V216H9V215H5ZM48 214H49V212H48ZM93 214V213H92ZM188 214V213H187ZM193 214V213H192ZM197 214V213H196ZM253 214V213H252ZM262 214V213H261ZM260 214V215H261ZM15 214H13V216H14ZM14 216V218L16 217H18V216ZM219 215V214H218ZM218 215H216V217H217V221H220V220H218V219H221V218H223L222 216H219V218H218ZM254 215V214H253ZM252 215V216H253ZM27 216V215H26ZM26 216H24V214H23V216H22V218L24 217H26ZM104 216V215H103ZM190 216H192L191 215V213H190ZM262 216L264 217V215H261V216H259V218L261 217V221L262 220H264L263 218H262ZM56 217V216H55ZM158 217V216H157ZM184 217V216H183ZM221 217V218H220ZM225 217V216H224ZM237 217V216H236ZM239 217V216H238ZM3 218V217H2ZM22 218L21 219H19V217L17 218V220L19 219V221H22ZM23 218V219H24ZM77 218L79 219V216H77ZM93 218V217H92ZM124 218V217H123ZM151 218V217H150ZM181 218H182V216H181ZM181 218H180V220L177 222L176 220V222H177V224L178 223H181L182 224V222L183 221H181ZM185 218H187V217H185ZM185 218H182V220H184ZM189 218V217H188ZM191 218V217H190ZM194 218H196V216L194 217ZM207 218H208V216H207ZM207 218H206V220H207ZM212 218H214L213 216H212ZM211 218V219H212ZM257 218H258V216H257ZM57 219V218H56ZM89 219V218H88ZM91 219V218H90ZM96 219V218H95ZM94 219V220H95ZM99 219H103V217L102 218H100L99 217ZM120 219H122V218H120ZM146 219V218H145ZM149 219V218H148ZM214 219V222H213V219L212 220H210V222H213L212 224H208L207 225V227H208V236H209V238H213V237H218L219 239H220V242L221 243H219L218 242V244H217V242L215 243L216 245V247L215 246H211L210 248H217V251L219 252V259L220 260H226V263L227 264H240L241 262H243V264L245 263V264H247L246 262H248V261H246V262H244V261H241L240 263H238L239 261H236L237 260V258H238V256L237 255H239V257H241V259H243V260H245V259H247V260H250V261H253V263H255V264H261V262H262V259H261V254H262V252H264V249H262V247H261V243H262V241L261 240H263L264 241V236L262 235H259V236H261V237H263V238H261V240H260V238H259V240H258V237L259 236H256L257 237V242H252V243H250V245H247L246 246V248H245V246L244 245H242L243 244V241L240 243L239 241V243H240V245L241 246H239L238 247V250L240 249V251H235L234 249H236L237 250V248L232 244V242H231V240L229 239V245H228V240H226L225 241V243H227V244H222V241H221V239H224L223 237H220L221 236V234H219V232H218V230L220 229V224H219V226H218V228H217V224L215 223V222H217L216 220ZM225 219H228V218H225ZM235 219H237V218H235ZM239 219V218H238ZM2 220V219H1ZM53 220H54V218H53ZM73 220V219H72ZM87 220V219H86ZM93 220V219H92ZM91 220V221H92ZM98 220V219H97ZM188 220V219H187ZM195 220V219H194ZM252 220V219H251ZM18 221V222H19ZM83 221V220H82ZM96 221V220H95ZM94 221V222H95ZM100 221V220H99ZM186 221V220H185ZM184 221V222H185ZM227 221V224H229L230 222H229V220H225V222ZM233 221V220H232ZM238 221V220H237ZM237 221H235L234 220V222H236L237 223ZM240 221V220H239ZM238 221V223L236 224V226L235 227H233V229H235V236L236 237H242V236H244V238H245V240L248 238V237H252V234L251 233H249L250 231H245L244 230V228L242 227V226H244V225H241V222H239ZM257 221V220H256ZM259 222H260V219L258 220ZM257 221V223H259ZM45 222V221H44ZM47 222H49V220L47 221ZM52 222V221H51ZM80 222H81V220H80ZM173 222H174V220H173ZM189 220L187 221V224L185 223H183L182 225H189ZM190 222L191 223H195L196 224V222L194 221H192V220H190ZM209 222V223H210ZM224 222V221H223ZM224 222V223H225ZM233 222V223H234ZM53 223V226L54 227H56L57 225H55L54 223L55 222H52ZM51 223V224H52ZM73 223H74V221H73ZM78 223V222H77ZM82 223V222H81ZM83 223H85L84 221H83ZM130 223V222H129ZM127 221H125L124 223H123V225H121L122 227L124 226V224H126L125 226L128 228V224H129ZM135 225H134V224ZM138 223L139 222H134V221H132L130 224H132L131 226H138V229H141V228H139V227H141V225H143L144 226V224H142V222H140L141 223V225L139 226L138 225ZM170 223H172V222H170ZM206 223V222H205ZM261 224L260 225H262V223L264 224V222H260ZM15 224L17 225V221L15 222ZM15 224H14V226H15ZM44 224V223H43ZM43 224H41V226L43 225ZM46 224V223H45ZM49 224V225H48ZM47 225L50 227V223H48ZM88 225V223H85V224H82L81 226H83V227H85V229H86V233L85 234H83V235H88V239H90V243L92 244V246H91V250H89L90 251V255H91V257L89 258V259H87V257L85 258V260H90L92 257H94L93 255L94 254H96L97 253V255L99 256V254L98 253H100V250L102 251V249H103V244H102V239L100 238V234H101V236H103L102 234L106 231V230H104L103 228H101L100 226V230H102L103 229V233H99V229H98V226L96 227V225H94V228L96 227V229H94L93 230V227L91 228V227H86L85 225ZM89 224H90V221H89ZM102 224V223H101ZM177 224H174V225H177ZM195 224H193L192 226H190V229H189V231H185V229H184V227H182V226H177V227H175V228H179V229H181L180 231H179V229H178V231L177 232H180V234H178L177 232V235H180V237H181V242L182 243H180V244H178L179 246L178 247H176V248H178L177 250L175 249L172 253L170 252V250H168L167 249V247L165 246V244H164V239L162 238V236H161V238L163 239H159L158 238V240L156 239L155 240V236L154 235H156L155 233L153 234V232L152 231H150L151 230V228H149L148 227V230H141V231H139V230H137V228H132V227H130L129 226V232H130V237H128V239H129V243H130V247L129 246H127V248L129 247L133 252L135 251H137L138 252V254H137V252H136V256L135 257H137V255L138 256H140L139 255V252H141V250L143 251V248H147V249H149L150 251H152L154 254L153 255H155V256H153L152 258H151V260L153 261L154 260V262L153 263H156V264H182L181 263V261H180V259H177L178 261H174L175 260V257L176 256H180L181 257V255L183 254L182 252H187V251H190V250H192L193 248L195 249V250H197V249H201V246H199V248H198V246H197V249H196V244H195V231H196V233H197V231L198 230H192V228L191 227H193ZM221 224H222V222H221ZM227 224H226V226H227ZM252 224V223H251ZM71 225V224H70ZM69 225V226H70ZM75 225V224H74ZM104 225V224H103ZM112 225V224H111ZM170 225V224H169ZM179 225V224H178ZM198 225H200V224H197V225H195L193 228H195V229H198L199 227L201 228V227H203L204 225H206V224H202L201 226H198ZM247 225V224H246ZM245 225V226H246ZM250 225V224H249ZM254 225V224H253ZM41 226L39 227V228H41ZM52 225H51V227H53ZM79 226H80V224H79ZM89 226V225H88ZM92 226V225H91ZM110 226V225H109ZM109 226H108V224L107 225H105L104 226V228L106 229L107 227L109 228ZM124 226V227H125ZM133 226V227H134ZM146 226V225H145ZM151 226V225H150ZM185 226V227H186ZM252 226V225H251ZM16 227V226H15ZM46 226H44V228H45ZM50 227V228H51ZM59 227V226H58ZM73 228H76V226L74 227V226H72ZM78 227V226H77ZM123 227V228H124ZM188 227V226H187ZM206 227V228H207ZM223 227V226H222ZM222 227H221V229H222ZM261 227H263V226H261ZM43 227H42V229L43 230H45L46 228H48V227H46L45 229H44ZM50 228H48V229H50ZM62 228H64V227H62ZM78 228H80V227H78ZM107 228V229H108ZM119 228V227H118ZM121 229V230H124V229ZM173 228H174V226H173ZM199 228V229H200ZM204 228H205V226H204ZM247 228H249L250 229V227H246V230H247ZM16 229V228H15ZM41 229V230H42ZM55 229V228H54ZM53 229V230H54ZM57 229H59V228H57ZM61 229V228H60ZM72 229V228H71ZM99 230L98 231V234H97V232H96V230ZM134 229H136V230H134ZM142 229H144V228H142ZM146 229H147V227H146ZM12 230V229H11ZM35 230V229H34ZM39 230V229H38ZM40 230V231H41ZM52 229H51V231L50 230H46V231H48V233H50L51 232V234H53V237L54 238H57L58 236V232H56L57 233V235L55 234V230L53 231ZM62 230H64V229H62ZM61 230V231H62ZM66 230H69V232H71L70 231V229H69V227L66 229ZM74 230H76V229H74ZM109 230L110 229H108V233H110L109 232ZM174 230V229H173ZM36 231V230H35ZM50 231V232H49ZM53 231V232H52ZM58 231V230H57ZM60 231V232H61ZM72 231H73V229H72ZM77 231H79V229H77L76 231H74V233L75 234H78V232ZM81 231V230H80ZM80 231H79V233H80ZM85 231V230H84ZM116 231H117V229H116ZM182 231V232H181ZM221 231V230H220ZM14 232H16L15 230H14ZM18 232V231H17ZM38 232V231H37ZM43 232V231H42ZM45 232V231H44ZM43 232V233H44ZM63 232V231H62ZM62 232H61V234H62ZM107 232H105V233H107ZM113 232H115V231H113ZM124 232V231H123ZM33 233V232H32ZM39 233V232H38ZM43 233H41L40 232V234H43ZM46 233V232H45ZM48 233H46V234H48ZM66 233V232H65ZM81 233H83V231H81ZM80 233V236L82 235ZM107 233V234H108ZM117 233V232H116ZM13 234V233H12ZM34 235L36 234V237L33 235V237L34 238H36L37 240H38V238L37 237H40L41 238V235L40 236H37V233H33ZM56 236H55V235ZM61 234H60V237L62 238V236H61ZM64 234V233H63ZM68 234V233H67ZM66 234V235H67ZM71 234V233H70ZM107 234H105V235H107ZM118 234H120V233H118ZM72 235V234H71ZM83 235L80 237V236H78L77 235V239L79 238V239H81L82 237H83ZM98 235V236H97ZM104 235V236H105ZM112 235V234H111ZM121 235V234H120ZM158 235V234H157ZM163 235V234H162ZM167 235V234H166ZM166 235H164V236H166ZM47 235H45V237H46ZM50 234L48 235V237H49V240L51 241V238H50ZM73 236H74V234H73ZM110 236V235H109ZM122 236V235H121ZM163 236V237H164ZM207 236V237H208ZM7 237V236H6ZM52 237V236H51ZM72 237V236H71ZM90 237V238H89ZM99 237V238H98ZM160 237V236H159ZM233 237V236H232ZM15 238V237H14ZM40 238H39V240H40ZM74 238H76V235H75V237ZM124 238V237H123ZM197 238V237H196ZM7 239H9V238H7ZM6 239V240H7ZM35 239V240H36ZM60 239V238H59ZM72 239V238H71ZM70 239V240H71ZM78 239V240H79ZM83 239V238H82ZM218 239V240H219ZM10 240V239H9ZM34 240V239H33ZM34 240V241H35ZM36 240V241H37ZM42 240H43V237H42ZM41 240V241H42ZM47 238H46V241H45V239L43 240L44 242H45V244H47V242L49 243L50 241H49ZM54 240V239H53ZM56 240V239H55ZM54 240V241H55ZM77 240V241H78ZM106 240V239H105ZM105 240L103 241L104 243H105ZM217 240V241H218ZM225 240V239H224ZM223 240V241H224ZM242 240H244L243 238H242ZM5 241V240H4ZM11 241V240H10ZM9 241V242H10ZM31 241V240H30ZM30 241H27V242H30ZM34 241H32V243L34 242ZM72 241H75V240H72ZM71 241V242H72ZM107 241V240H106ZM215 241V240H214ZM241 241V240H240ZM6 242V241H5ZM38 242V241H37ZM44 242H39V245H40V248H41V254H42V252H43V250H44V255L46 254V256L44 257V258H47V255L50 253H48V251L50 250H47V248L50 246H52L51 244L50 245H43L44 244ZM56 242H59V241H56ZM54 243V242H50V243H52V244H57V243ZM76 242V241H75ZM75 242H73V243H71V244H75ZM231 242V243H230ZM7 243V242H6ZM6 243L3 245V246H5L6 245ZM14 245H15V243L14 242H12ZM70 243V242H69ZM83 243V242H82ZM224 243V242H223ZM237 243V242H236ZM8 244H10V243H7V245ZM12 244V246H11V244H10V246L12 247H10L11 249H13V250H11V249H9V253L11 254V251L13 252L14 251V245ZM128 244V243H127ZM221 244H222V246L224 245L225 247H226V245H228V246H230L228 249H229V251L227 252V251H225V250H222V247H221ZM251 244H254V245H251ZM6 245V246H7ZM35 245H37V244H35ZM43 245V246H42ZM124 245V244H123ZM129 245V244H128ZM208 245V244H207ZM213 245V244H212ZM234 246V247H231V246ZM5 246V247H6ZM56 246V245H55ZM110 246V245H109ZM236 246H238V244L236 245ZM248 246H251L250 247V249H247L248 248ZM24 247V246H23ZM36 247V246H35ZM34 247V248H35ZM49 247V248H50ZM70 247H71V245H70ZM114 247V246H113ZM118 245L116 246V251H121V247L122 246H120V250L118 249ZM124 247V246H123ZM205 247V246H204ZM208 247V246H207ZM15 248H16V245H15ZM17 248H19V247H17ZM22 248V247H21ZM53 248H54V246H53ZM82 248V247H81ZM125 248H126V246H125ZM125 248H123L122 250L124 251L125 250ZM126 248V249H127ZM209 248V247H208ZM208 248H207V250H208ZM214 248V250H216ZM233 248V249H232ZM39 249V248H38ZM84 249H85V247H84ZM87 249V248H86ZM89 249V248H88ZM114 249V248H113ZM130 249H127V252H124L125 254H129V255H132L133 256V254H131L132 253V251L131 252H129V250ZM170 249V248H169ZM172 249H174V248H172ZM203 249V248H202ZM201 249V250H202ZM205 249H206V247H205ZM231 249V250H230ZM3 250V249H2ZM8 250V249H7ZM139 250V251H138ZM145 250V249H144ZM211 249H209V251H210ZM39 251H40V249H39ZM48 253H46V252ZM122 251V252H123ZM212 251V253L214 252L213 251V249L211 250ZM1 252H3V251H1ZM4 252L6 253L7 251H5V248H4ZM19 252V251H18ZM112 252V251H111ZM178 252H180V254L178 253ZM9 253H6L7 255H10ZM102 253V252H101ZM101 253H100V255H101ZM124 253H121V255L123 254V257H124ZM174 253V254H173ZM207 254H208V252H206ZM206 253H205V255H206ZM210 254H211V252H209ZM1 254H3V253H1ZM37 254V255H36ZM36 254H34V256L36 257V259L38 258V259H40V258H42V255L40 256V257H38V254L39 253H36ZM176 254H178V255H176ZM210 254H208L209 256H210ZM215 254V253H214ZM6 255V256H7ZM30 256H31V254H29ZM54 255V254H53ZM88 255H89V253H88ZM120 255V256H121ZM195 255V254H194ZM207 255V258L209 257ZM1 256V255H0ZM5 256V257H6ZM19 256V255H18ZM23 256H25V255H22V259H23ZM33 256V255H32ZM32 256L29 258V259H31L32 258ZM49 256V255H48ZM120 256L118 257V258H120ZM127 256V255H126ZM178 256V257H179ZM27 257V256H26ZM29 257V256H28ZM28 257H27V259H28ZM95 257H96V255H95ZM131 257V256H130ZM155 257V258H154ZM204 257V256H203ZM122 258V257H121ZM138 258H140V259H142L141 257H138ZM138 258H136V259H138ZM4 259V258H3ZM33 259V258H32ZM50 259V258H49ZM49 259H45L48 263H49ZM96 259V258H95ZM130 259V261H131V258H129ZM132 259H133V257H132ZM52 260V259H51ZM74 260V259H73ZM83 260V262H84V259H82ZM93 261H94V259H92ZM97 260H99V259H97ZM203 260H204V258H203ZM29 261V260H28ZM30 261H32V260H30ZM33 261H34V259H33ZM77 261V260H76ZM79 261H81V260H79ZM92 261V262H93ZM127 261V260H126ZM137 261H140L139 259L137 260ZM205 261H206V259H205ZM205 261H204V263H205ZM19 262V261H18ZM25 262V261H24ZM23 262V263H24ZM42 262H44V260H43V258H42ZM63 262V261H62ZM65 262V261H64ZM63 262V263H64ZM67 262V261H66ZM71 262V261H70ZM83 262H82V264H83ZM90 262H91V260H90ZM207 262H209L208 260H207ZM205 263V264H209V263ZM8 263V262H7ZM16 263V262H15ZM37 263V262H36ZM41 263V262H40ZM44 263H46V262H44ZM68 263V262H67ZM72 263V262H71ZM70 263V264H71ZM74 263V262H73ZM96 263V262H95ZM121 263V262H120ZM200 263H202V262H200ZM43 264V263H42ZM54 264V263H53ZM92 264V263H91ZM98 264H100V261L98 262ZM103 264H104V262H103ZM106 264H109V263H106ZM119 264V263H118ZM121 264H124V263H121ZM130 264V263H129ZM203 264V263H202ZM242 264V263H241ZM249 264V263H248ZM252 264V263H251Z\"/></svg>",
    "mask_w": 264,
    "mask_h": 264
},
{
    "label": "snow or ice",
    "instance_id": "6c2138e0",
    "mask_svg": "<svg viewBox=\"0 0 264 264\" xmlns=\"http://www.w3.org/2000/svg\"><path fill=\"white\" fill-rule=\"evenodd\" d=\"M12 7H15L17 10H19L20 8H24L26 10L29 6L15 5ZM73 7H76V6H73ZM254 15L255 14H249L248 16L245 17V16L237 14L234 16H229L228 19L231 23H234V24H248L254 18ZM259 16H260L262 32H264V0H262V3L259 5ZM25 19H29V18L27 16H25ZM29 22H31V21L29 20ZM261 105H262V108H264V93H262V95H261ZM4 143H5L6 149L9 148L14 143V140L10 134L7 136ZM8 184H9V181L7 179H5L6 190L8 188ZM261 213L264 214V204H262V206H261ZM261 247H262V249H264V241H262ZM261 264H264V260H262Z\"/></svg>",
    "mask_w": 264,
    "mask_h": 264
}]
</instances>
